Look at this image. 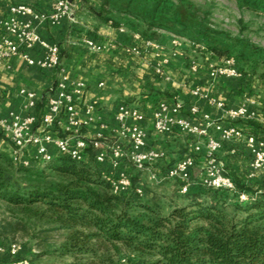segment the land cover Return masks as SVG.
I'll return each mask as SVG.
<instances>
[{
  "label": "crops",
  "instance_id": "crops-1",
  "mask_svg": "<svg viewBox=\"0 0 264 264\" xmlns=\"http://www.w3.org/2000/svg\"><path fill=\"white\" fill-rule=\"evenodd\" d=\"M55 1L0 0V17L6 14L9 3H25L41 12L49 13ZM69 1L72 18L64 16L55 24L36 23L35 29L44 40L59 47L61 67L69 78L84 84V92L78 98V112L80 118L86 121L79 130L86 139H94L98 133H103L105 141L121 142L127 146V142L118 134L119 123L115 119L119 105L126 103L138 108L142 114L141 124L146 132V145L164 153L158 164L165 166L191 153L193 138L180 131L157 133L150 118L155 104L159 100H179L184 103L186 114L189 106L195 105L200 113L207 112L212 118L227 124L229 118L220 109L208 104L205 96L223 101L227 107L247 102L251 117L248 120L236 121L235 124L246 133L264 136V80L258 76L257 68L248 63L243 66L237 62L242 77L212 79L209 75L210 67L222 62V59L214 56L209 50H203L185 41L178 48L180 55H173V50H177L172 45L175 32L163 29H153L154 32L135 29L122 23L121 19L120 24H113L107 19V14L97 1ZM87 39L101 44L102 49H90L85 42ZM152 44H157L159 49ZM156 51L160 56L167 58V63L163 66L164 75L155 71L158 61ZM29 53L34 57L39 56L38 51ZM192 62L198 64L196 71L191 70ZM58 76L56 70H42L35 65H28L20 56L0 63V116L9 122L14 116H24L29 112L40 115L47 91L56 85ZM22 88L35 93V106L27 107L28 98L20 93ZM193 88H199L202 95H192ZM88 105H92L93 110L86 113L85 107ZM52 129L59 136L68 132L67 124L61 117ZM209 134L219 137L212 128L209 129ZM47 149L55 159V147L49 144ZM11 150V144L0 134V151L10 156ZM203 152L204 148L199 154H195L196 167L193 171L197 174L201 173L199 164ZM22 156L29 161V165H37L36 146H29ZM217 158L223 165H231L227 171L235 172L238 176L243 174L250 183L255 181L248 177L250 155L242 144L224 143L217 153ZM99 166L112 176H118L124 171L133 172L129 163L113 167L109 162H104ZM146 169L153 170L154 166H148ZM144 170L139 172L143 171L144 174ZM133 182L135 187L139 186L136 177ZM8 256L7 253H0V264H7L2 261L8 259Z\"/></svg>",
  "mask_w": 264,
  "mask_h": 264
},
{
  "label": "built area",
  "instance_id": "built-area-1",
  "mask_svg": "<svg viewBox=\"0 0 264 264\" xmlns=\"http://www.w3.org/2000/svg\"><path fill=\"white\" fill-rule=\"evenodd\" d=\"M97 2L101 0H95ZM73 17L69 0H56L51 12L45 13L25 3H9L7 12L0 17V63L8 62L14 56H20L28 65H35L42 70L58 72V79L54 87L47 91L46 101L40 115L27 113L24 116H14L11 121L0 116V134L4 140L11 144V159L14 163L30 166L29 161L23 159V151L29 146H36V158L38 162H50L52 154L47 146L53 145L59 158H65L74 162H86L89 157L88 147L93 145L96 149L94 161L97 165L109 162L111 166L118 167L129 163L133 172H121L118 176H112L102 170L103 178L109 183L114 194L134 192L142 194L141 188L135 187L132 177L135 172L146 169L148 166H156L163 158L164 153L153 150L146 145V132L141 124L143 116L138 108L126 103L119 105L115 119L119 123V136L127 142V146L121 142H107L103 133H98L94 139H86L80 133L85 124L78 112V98L84 92V84L79 80L69 78L61 67L59 47L44 40L36 31V23H57L62 17ZM138 37V35H136ZM188 41L207 50L204 44L186 40L185 37L173 35V55H180L178 48L183 42ZM87 46L99 51L102 45L93 39H87ZM159 49L157 44H152ZM135 50V48H132ZM30 51H38L39 56L30 55ZM155 65V71L164 75L163 66L167 58L159 55ZM191 70L196 71L198 64L192 62ZM209 75L212 79L218 77H242V72L234 58H227L222 62L211 65ZM20 93L28 98L27 107L35 106L36 95L34 92L22 88ZM192 95L201 96L199 88L191 90ZM208 104L220 109L229 119L227 124L220 119H214L209 113H200L195 105H190L185 113V105L179 100H159L151 113L153 129L159 134H169L180 131L193 138L191 153L182 158L167 163L163 168H154L149 171V179L155 182L173 180L177 182L179 193L186 194L192 185V172L196 167L195 154H199L204 148L203 158L199 164L202 177L201 185L205 189L224 190L235 193L239 202L253 200L256 194H250L238 189L234 179L224 170L223 163L218 160L217 153L226 142L242 144L250 155L248 177L255 179L264 171V136L246 133L235 122L248 120L251 113L247 102L235 107H227L223 101L211 96H205ZM249 102H253L249 100ZM93 110L92 105L85 107L86 113ZM189 115V116H188ZM63 118L67 124L68 132L59 136L53 125L59 118ZM37 126V128H36ZM212 128L219 134L214 137L209 134ZM21 247L11 243L7 246L0 243V253H7L15 257ZM17 264H28L27 260H21Z\"/></svg>",
  "mask_w": 264,
  "mask_h": 264
},
{
  "label": "trees",
  "instance_id": "trees-1",
  "mask_svg": "<svg viewBox=\"0 0 264 264\" xmlns=\"http://www.w3.org/2000/svg\"><path fill=\"white\" fill-rule=\"evenodd\" d=\"M198 41L222 60L257 62L254 51L234 55L229 47ZM258 76L264 80V71ZM88 153L86 162L56 157L36 169L0 151V199L67 230L61 247L67 253H91L90 241L102 240L132 249L135 260L129 264H264V179L256 177L257 184L244 189L256 194L253 200L239 202L235 194L231 211L221 200L229 192L202 188L189 189L181 204L161 214L134 192L112 193L91 144ZM203 191L215 197L203 198ZM146 255L156 259L145 262Z\"/></svg>",
  "mask_w": 264,
  "mask_h": 264
},
{
  "label": "rangeland",
  "instance_id": "rangeland-1",
  "mask_svg": "<svg viewBox=\"0 0 264 264\" xmlns=\"http://www.w3.org/2000/svg\"><path fill=\"white\" fill-rule=\"evenodd\" d=\"M98 3L100 6L105 4L103 10L107 18L121 19L135 29L148 32H154L153 29L170 30L189 41L200 43V40L209 45L229 47L234 55L252 54L251 51H254L257 62L240 63L254 66L258 74L264 71V0H101ZM35 164L30 166L42 169L49 162ZM230 166L224 165V170L234 178L238 189H245L264 179L263 171L259 173L257 182L250 183L243 174L238 176L235 172L227 171ZM156 167L163 168L164 165L159 163ZM149 171L144 170V174L143 171L135 172L132 177V181L137 178L138 188L142 190L139 200L149 202L159 213L167 214L173 206L181 204L188 194L179 193L177 182L173 180L158 183L149 179ZM200 176L201 173L192 172L191 192L203 188ZM203 192V198L215 197L211 192ZM234 195H221L228 211L232 209ZM53 227V224L29 216L21 208L0 199V243L5 246L15 243L21 247L17 256L9 255L2 262L17 264L27 260L28 264H129L135 260L129 247L115 243L116 248L102 240L90 241L94 248L91 253H67L61 247L68 231ZM144 258L145 262L156 259L147 255Z\"/></svg>",
  "mask_w": 264,
  "mask_h": 264
}]
</instances>
